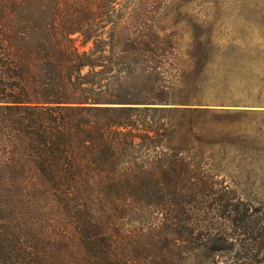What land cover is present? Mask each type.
<instances>
[{
	"label": "trees",
	"instance_id": "trees-1",
	"mask_svg": "<svg viewBox=\"0 0 264 264\" xmlns=\"http://www.w3.org/2000/svg\"><path fill=\"white\" fill-rule=\"evenodd\" d=\"M166 1L0 0V264H196L254 231L214 156L175 144L178 106L233 80L209 31L184 61Z\"/></svg>",
	"mask_w": 264,
	"mask_h": 264
},
{
	"label": "rangeland",
	"instance_id": "rangeland-1",
	"mask_svg": "<svg viewBox=\"0 0 264 264\" xmlns=\"http://www.w3.org/2000/svg\"><path fill=\"white\" fill-rule=\"evenodd\" d=\"M154 21L175 34L172 44L184 61L195 51L192 35L211 32L217 40L207 49L214 57L210 74L228 71L233 80V98L225 103L178 106L186 113L174 116L185 129L175 144L210 152L213 174L232 203H244L253 222L246 242L215 256L203 252L196 264H264V0H167ZM76 46L80 52L92 49L81 39ZM222 56L232 59L226 68ZM184 61L172 73L175 78L185 71ZM258 235L262 244L251 240Z\"/></svg>",
	"mask_w": 264,
	"mask_h": 264
}]
</instances>
